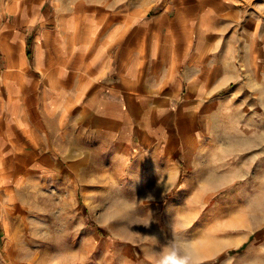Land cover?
<instances>
[{
  "label": "crops",
  "instance_id": "0c3cea01",
  "mask_svg": "<svg viewBox=\"0 0 264 264\" xmlns=\"http://www.w3.org/2000/svg\"><path fill=\"white\" fill-rule=\"evenodd\" d=\"M99 170L264 220V0H0V264L27 192Z\"/></svg>",
  "mask_w": 264,
  "mask_h": 264
},
{
  "label": "rangeland",
  "instance_id": "374dc122",
  "mask_svg": "<svg viewBox=\"0 0 264 264\" xmlns=\"http://www.w3.org/2000/svg\"><path fill=\"white\" fill-rule=\"evenodd\" d=\"M93 173V186H47L25 194L31 202L8 239L14 264H152L173 227L197 246L200 264H264V220H229L235 212L228 199L243 182L219 192L193 219L171 195L152 194L154 187L136 186L129 177L107 181L100 170ZM214 204L219 208L210 220ZM251 224L255 231L243 234Z\"/></svg>",
  "mask_w": 264,
  "mask_h": 264
},
{
  "label": "clouds",
  "instance_id": "9594fccd",
  "mask_svg": "<svg viewBox=\"0 0 264 264\" xmlns=\"http://www.w3.org/2000/svg\"><path fill=\"white\" fill-rule=\"evenodd\" d=\"M173 227L172 236L156 254L152 264H200L201 257L197 246L178 236Z\"/></svg>",
  "mask_w": 264,
  "mask_h": 264
},
{
  "label": "trees",
  "instance_id": "16d2710c",
  "mask_svg": "<svg viewBox=\"0 0 264 264\" xmlns=\"http://www.w3.org/2000/svg\"><path fill=\"white\" fill-rule=\"evenodd\" d=\"M27 54L29 55L30 54V51H27Z\"/></svg>",
  "mask_w": 264,
  "mask_h": 264
}]
</instances>
